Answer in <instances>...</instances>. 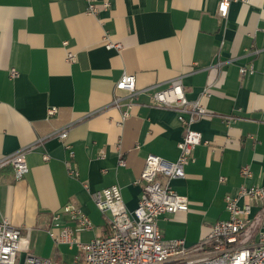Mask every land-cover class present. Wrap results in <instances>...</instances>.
Segmentation results:
<instances>
[{"label":"crops","instance_id":"1","mask_svg":"<svg viewBox=\"0 0 264 264\" xmlns=\"http://www.w3.org/2000/svg\"><path fill=\"white\" fill-rule=\"evenodd\" d=\"M105 1L108 7L93 15L85 0H0V157L29 148L24 178L16 179L10 166L0 170V220L29 234L30 251L67 203L91 219L86 240L109 234L111 214L98 209L93 194L118 184L134 210L147 155L178 158L184 129L177 112L151 105L149 90L175 77L191 100L209 87L202 102L212 115L193 123L204 143L185 176L171 182L189 209L159 217L163 237L197 243L227 217L226 195L242 184L264 186V0H231L226 17L218 14L220 0L98 4ZM107 36L121 47H107ZM68 52L75 54L72 63ZM251 64L254 71L242 75L240 66ZM124 72L136 74L141 91L125 119L124 107L112 104ZM225 115L234 119L228 123ZM61 129L74 150L75 177L64 140L53 136ZM259 225L258 215L249 235ZM49 242L58 264H73V254Z\"/></svg>","mask_w":264,"mask_h":264},{"label":"built area","instance_id":"2","mask_svg":"<svg viewBox=\"0 0 264 264\" xmlns=\"http://www.w3.org/2000/svg\"><path fill=\"white\" fill-rule=\"evenodd\" d=\"M87 12L98 14L102 6L98 0H85ZM231 0H220L218 14L226 17ZM107 47L120 48L105 38ZM67 43V42H65ZM255 52H258L256 50ZM67 61H75V54L68 52ZM254 66L242 65V75L252 73ZM11 76L17 75L15 68ZM116 93L112 104L122 109L123 119L129 117L135 100L141 92L137 89L136 74L124 72L116 83ZM209 87L203 89L198 98L187 97L181 77H175L163 88L150 87V104L173 109L184 129L182 139L178 142L179 155L175 161H167L159 155L148 154L145 167L136 182L141 184L142 193L134 210H130L123 198L121 187L112 184L97 190L93 199L98 209L111 214L110 228L107 235L95 236L89 240L82 239V232L93 229V223L79 207L67 203L52 215L47 229L49 237L55 244H66L71 249L77 247L79 253L72 256L73 264H264V186L242 184L236 195L224 197L228 213L224 219L217 220L210 231L197 243L187 245L184 238L165 239L158 225L161 215L177 211H188L189 203L185 195L178 193L172 186V180L183 178L185 169L193 161L195 148L204 143L203 135L193 128V123L202 117L211 116L204 97L211 96ZM122 92L124 94H122ZM54 114L56 108L48 110ZM223 118L230 123L234 116ZM53 136L64 140L69 152L67 162L69 174L73 177L78 171L72 166L74 150L67 142L68 130L61 129ZM29 148H22L14 153L0 157V170L12 167L16 179H22L29 172L27 153ZM104 155L102 151L100 153ZM48 158V155H45ZM245 176H251L249 165L242 167ZM223 180V177L220 178ZM258 212L255 214L254 208ZM259 215L260 225L249 235V230ZM21 254H24L23 256ZM0 264H58L51 257L34 254L29 249V234L15 227L7 218L0 220Z\"/></svg>","mask_w":264,"mask_h":264},{"label":"rangeland","instance_id":"3","mask_svg":"<svg viewBox=\"0 0 264 264\" xmlns=\"http://www.w3.org/2000/svg\"><path fill=\"white\" fill-rule=\"evenodd\" d=\"M82 233H84L83 234V240H86V239H88L91 235H90V232H86V231H84V232H82ZM49 235L47 234V233H45V234H43V236H42V239H41V241H39V244H38V246L37 247H35V248H33V246L35 245V239L32 241V243H31V252H34V254H36V255H39V256H45V257H50L51 256V258L53 259V260H55V261H58L59 259V257H58V255H50L49 253L50 252H47V250L48 249H52V243L50 244V242H49ZM54 244V243H53ZM50 247V248H49ZM44 249H46V252H45V250ZM60 249L61 250H64L67 254H70V255H72V254H74V253H79V251H78V249H77V247H75L74 249H71L68 245H66V244H61L60 245ZM47 253V254H46Z\"/></svg>","mask_w":264,"mask_h":264}]
</instances>
